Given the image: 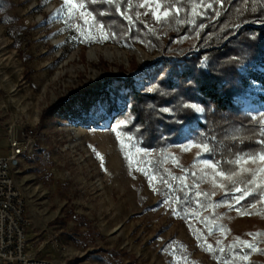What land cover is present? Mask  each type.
<instances>
[{"label": "rangeland", "instance_id": "1", "mask_svg": "<svg viewBox=\"0 0 264 264\" xmlns=\"http://www.w3.org/2000/svg\"><path fill=\"white\" fill-rule=\"evenodd\" d=\"M251 1L264 8V0ZM73 2L85 7L74 9L73 19H68L71 6L63 0H0V132L4 133L0 152L8 155L9 126L20 132L35 129L39 139L33 155L13 169L26 201L32 251L55 264H264L260 254L264 215H240L235 210L252 200L255 188L236 203L232 197L241 193L229 192L230 181L203 164L205 159L219 164L210 145L211 153L200 147L182 150L183 145L208 144L206 140L187 137L189 126L183 128L186 135L173 140L159 125L154 132L159 140L149 144L134 108L140 94L158 97L160 91L163 96L177 91L163 92L156 78L171 56L189 58L205 46L196 33L206 31L223 1L119 0L121 11L126 10L123 23L112 21L119 15L116 0L113 6L103 0ZM89 11L93 16L87 15ZM100 24L115 38L103 39ZM88 36L96 39L87 42ZM245 46L246 42L234 44V51L220 53L217 61L226 65L235 58L236 64L244 63ZM106 50L125 56L109 60L103 55ZM91 51L98 53L96 61L89 58ZM136 52L147 60L140 61ZM204 58L221 69L209 55ZM155 97L149 98L150 105L169 121L178 122L186 110L207 121V109L181 92L167 102L159 103ZM191 104L203 111L187 107ZM248 119L259 148L242 149L235 157L264 147V113ZM118 125L120 140L127 146L123 151L112 131ZM227 137L248 135L233 127ZM221 161V167H232L226 163L229 159ZM240 167L257 169L264 162L241 161ZM257 180L264 183V173ZM244 187L240 185L241 192ZM217 203L221 206H211ZM228 203L233 204L231 209ZM258 210L264 211V200L250 212Z\"/></svg>", "mask_w": 264, "mask_h": 264}, {"label": "trees", "instance_id": "2", "mask_svg": "<svg viewBox=\"0 0 264 264\" xmlns=\"http://www.w3.org/2000/svg\"><path fill=\"white\" fill-rule=\"evenodd\" d=\"M220 1L223 2L217 5L216 17L206 28L207 32L200 36L196 33L199 43H206L205 46L189 58L171 56L160 74L162 76L156 78L158 88L163 92L169 89L177 91L165 96L160 91L157 92L158 97L140 94L135 97L134 107L144 125L142 131L149 144L154 143V138L159 140L154 135L155 131H159V125L173 140H179L181 133L186 135L183 128L189 126L191 131L186 136L198 138L199 142L206 140L215 151L219 164L221 159H234L242 149L250 151L259 148L254 135L255 127L248 116L264 113V8L251 0L244 3L240 0ZM112 21L123 23L124 20L116 15ZM208 32L211 33L210 38ZM242 42H246L248 52L244 63L236 64L235 58L226 65L217 61V56L234 51L233 45ZM205 55L216 61L221 69H216L210 60L204 58ZM179 92L207 109V121L198 120L189 110L179 115L178 122L169 121L166 115L156 113L150 105L154 97L159 103L167 102ZM171 93L174 94L170 96ZM249 105L251 109L247 110ZM233 127H240L248 135L247 139L226 138Z\"/></svg>", "mask_w": 264, "mask_h": 264}, {"label": "built area", "instance_id": "3", "mask_svg": "<svg viewBox=\"0 0 264 264\" xmlns=\"http://www.w3.org/2000/svg\"><path fill=\"white\" fill-rule=\"evenodd\" d=\"M84 106L89 111L88 105ZM2 135L0 132V138ZM5 136L8 155L0 152V264H55L37 256L30 247L26 201L14 181L15 165L33 155L39 146L38 134L35 129L20 132L9 126Z\"/></svg>", "mask_w": 264, "mask_h": 264}, {"label": "snow or ice", "instance_id": "4", "mask_svg": "<svg viewBox=\"0 0 264 264\" xmlns=\"http://www.w3.org/2000/svg\"><path fill=\"white\" fill-rule=\"evenodd\" d=\"M90 2L95 3L96 0H90ZM125 2H127V0H125ZM217 2H219V0H217ZM103 3H105L109 6H113L114 0H103ZM63 4L71 6L67 9L68 19H73V17H74V11L73 10L74 9H77V8L82 9L85 7V4L83 2L74 3L73 0H63ZM129 6H131V5H129ZM139 6L144 7L143 4H141ZM209 7H211V5H209ZM114 10L121 17H126V10L121 11V6H120L119 0H116L115 5H114ZM59 11L64 12L65 11L64 7H61V9ZM87 15L93 16V13L91 11H89L87 13ZM99 15H105V13L100 12ZM139 15L140 14L138 13L137 17H139ZM145 15H147V13H145ZM153 15L155 16V18L157 20L160 19V17L156 16L155 13H153ZM163 15H164V17H167L169 15V13L167 11H165L163 13ZM93 19H95V17H93ZM128 19L131 20L130 17ZM99 28L102 30V38L103 39L115 38V35H116L115 33H108L106 31H104L105 26L103 24H100ZM77 31H81L83 33V29L79 28V26H77ZM95 39H96L95 37H91V36L85 37V40L87 42H92ZM100 42H102V40ZM187 107H191V108L195 109L197 112L203 111L202 108L198 107L195 104L187 105ZM163 111L168 112L169 110L167 108H165V109H163ZM119 127L120 126L118 125V127L113 128L112 131L116 133L117 139H118V141H120L121 150L123 151L124 148L127 146L124 144V142L122 140H120L122 133L120 131H118ZM129 139H131V138H129ZM261 143L264 144V141H262ZM191 147H200L201 149L206 150L209 153H211V151H212L209 148V145L206 143L205 144H199V145H183L182 150L188 151ZM135 151L136 152H145L147 154V150H144L141 148H136ZM125 159L129 162V165H131L132 161H131V157L129 156L128 153H125ZM257 160L264 162V147H261V149L259 151L242 152L241 154L237 155L234 159L226 161V163L232 165V167L229 169H225L215 162H210L208 159L203 160V164L205 166L213 169L215 176H219L222 179L230 181L231 187L228 189L229 192L235 191V192L241 193L239 196H233L232 197V199L236 203H240L241 200H244L246 198V195L252 191L253 187L255 188V193L252 196V200L249 201L248 203L244 204L242 207L235 209L238 212V214H240V215H252V214L264 215V211L258 210L257 213L250 212L251 208L256 207L257 201L264 200V183L258 182V180H257L258 175L260 173H264V167L257 168V169H249V168L240 167L241 161H243L244 163H248V162L255 163ZM217 168H219L218 171L216 170ZM137 170L143 172L145 175H148V173L143 168H138ZM152 179H155V175L152 176ZM150 184H151V180H150ZM213 184L215 186L214 180H213ZM240 185L245 186L243 189V192H241ZM153 190L155 191V189H153ZM197 195H204L206 197L209 196L208 193H199V192L197 193ZM164 203H167V200H165ZM211 206L212 207H220L221 204L217 203V204L211 205ZM228 207L231 209L233 207V204L228 203ZM173 215H177L175 210H173ZM225 231H227V230L225 229ZM251 235L255 236L258 234H251ZM236 239H237V241H239V237H237ZM243 243L247 244V242H243ZM247 246L250 249H252L253 251H257V249L254 245L247 244ZM208 247L210 248L211 246H208ZM260 254L264 255V252H260ZM243 259L247 260L248 256L245 255L243 257Z\"/></svg>", "mask_w": 264, "mask_h": 264}, {"label": "bare ground", "instance_id": "5", "mask_svg": "<svg viewBox=\"0 0 264 264\" xmlns=\"http://www.w3.org/2000/svg\"><path fill=\"white\" fill-rule=\"evenodd\" d=\"M62 42L60 41L58 44H61ZM138 58L140 59V61L145 62L147 60V56L145 54H143L142 52H136ZM104 57H106L109 60H122L125 56V54L121 51H111V50H106L105 52H103ZM89 58L92 61H96L98 59V53L96 51H91L89 54ZM125 60V59H124ZM96 77H98V75L95 73ZM80 130V129H77Z\"/></svg>", "mask_w": 264, "mask_h": 264}, {"label": "water", "instance_id": "6", "mask_svg": "<svg viewBox=\"0 0 264 264\" xmlns=\"http://www.w3.org/2000/svg\"><path fill=\"white\" fill-rule=\"evenodd\" d=\"M14 164H16V162Z\"/></svg>", "mask_w": 264, "mask_h": 264}]
</instances>
